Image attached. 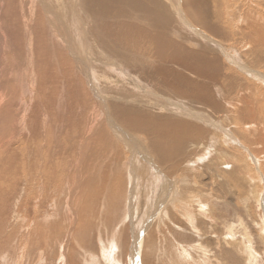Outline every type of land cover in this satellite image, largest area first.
Here are the masks:
<instances>
[{"label": "rangeland", "instance_id": "1", "mask_svg": "<svg viewBox=\"0 0 264 264\" xmlns=\"http://www.w3.org/2000/svg\"><path fill=\"white\" fill-rule=\"evenodd\" d=\"M27 1L0 0V68L3 67V71L0 69V264H264V65L255 66V62L238 59L247 55L249 48L246 50V38L236 30L251 25L252 20L247 18L250 14L255 22L247 30L264 28V0H216V11L226 7L225 13L217 15L216 28L226 22L230 33L225 35L227 38L202 33L186 22V27L206 37L204 43L211 46L213 53L223 57L229 51L230 58L238 55L229 64L223 63L229 66L227 77L245 88L244 91L237 88L240 94L236 100L245 97L248 101L231 102L226 106V114L208 106L202 110L200 122H195L213 133L208 141L202 136L193 144L192 155L189 149L181 152L172 177L155 164L145 133L127 130L122 117H110L108 95L122 101L126 112L133 108L114 90L113 81L121 82L119 87L127 91L152 97L157 94L142 86L141 79L129 71L114 67L112 60L105 59L104 70L98 67L97 53L91 50L87 34L92 17L84 14L82 0H68L73 21L62 18L65 24L62 27L56 24L55 17L65 8L64 0H42L43 4L38 0L46 8L45 20L36 17L35 0ZM179 4L180 0H172L174 10ZM41 9L38 12L42 15L45 10ZM236 18H246L247 22ZM49 21L56 26L57 36ZM97 29L99 34L113 38L103 30V25ZM172 29L175 30L172 40L180 39L190 50L201 42L198 37H191L187 29ZM70 35L85 79L77 69V61L74 62L76 57L66 51L69 64L63 54L70 44ZM25 37L31 40H24ZM4 38L8 46H1L5 44ZM261 38L264 44V35ZM41 40L45 49L39 55L35 52L40 49L37 43ZM17 41L22 42V48L30 44L33 50V61L27 58L30 67L22 66L13 57L21 53L14 45ZM133 50L132 55L147 58L140 50ZM15 59L20 61L19 68ZM6 65H15L18 70L11 68L6 72ZM247 66L251 72H240ZM31 68L37 71L32 76ZM91 69L94 76L89 73ZM27 77V82H23ZM188 77L191 80L188 88L203 83L201 77L192 74ZM45 79L46 84L40 85ZM65 80L69 83L64 84ZM225 83L223 78L217 86L224 89ZM66 87L69 94L65 98L57 90ZM92 94L104 102L98 108L94 107ZM156 99L165 103L159 97ZM168 107L187 115L194 112L179 104ZM247 109L253 112L251 122L239 120L237 115ZM115 128L142 149L133 166L130 165L133 160L129 159L131 152L119 154L117 176L109 173L108 189L96 196V190L105 183L92 179L89 171H94L98 163L110 171L113 166L109 159L117 157L118 150L124 148L120 141L123 138L115 137ZM97 135L102 136V143ZM114 142L117 151L111 147ZM202 143L211 146L208 153H199ZM142 165L148 167V172L140 170ZM149 173L157 177L146 183ZM87 181L90 182L85 186ZM168 188L174 194L170 198L165 196L167 202L158 208V191L165 192Z\"/></svg>", "mask_w": 264, "mask_h": 264}, {"label": "bare ground", "instance_id": "2", "mask_svg": "<svg viewBox=\"0 0 264 264\" xmlns=\"http://www.w3.org/2000/svg\"><path fill=\"white\" fill-rule=\"evenodd\" d=\"M39 1L38 0L34 1V5L37 7V11L35 12L36 17L38 19L42 18L43 20H45L47 18L45 15L46 8L45 6H42ZM41 2L43 4L42 0ZM62 2H63V5L65 6V8L63 9L64 11L60 10L61 14L59 15V17H55L57 20L56 24L57 25L60 24L58 26H61V27L65 25L62 21V18H66L68 21H73V17L71 15L70 2L68 0H64ZM67 2H69V4ZM80 2L84 9V14L90 15V17H92L90 19L91 26L88 28L87 34H88V39H89L88 42H90L91 50L93 48L94 51L97 53V57L99 60L98 67L101 68V70H104L106 68V65L104 62L105 59L112 60L114 63L113 65L114 67L120 66L124 68L125 71H129L132 76L138 79H141L142 86L152 89L157 94L156 96L152 97V96H145L139 92L127 91L123 87L121 88L119 87L121 85V82L113 81L112 83H114L113 84L114 90L117 91L119 95H121L120 97H122L124 101L128 103H132L133 108L129 112H126L122 101H119L113 95H111L110 97L108 95L106 98L111 100V102H109V105H108V113L110 117L112 118L116 117L117 119L122 117L127 130L131 132L145 133L147 138L149 139L148 150L151 153V155L154 157L155 164L161 169H163L162 171H164L163 173H165V175L172 177L173 172H175L177 169L176 162L179 159V157L185 152V150L189 149L188 152L192 155V152L190 151V149H192L193 144H196L197 140L200 139V137L202 136H203V139H205V141H208V138L213 133L212 131H210L209 133L208 130L203 129L199 125V123H197V122H200V120L198 119L199 113L202 110L206 109L208 106L210 108L217 110L218 112L226 114V106L229 105L231 102H235V103L239 102V103L244 104L245 102L248 101V99H246L245 97H242L240 101H238L240 89L238 90L237 88H241L243 91L245 88L239 81L233 80L232 77L230 76L227 77V69L229 66L223 63L224 61H227L229 64V62H231V59L237 58L238 55H236L235 53V55L232 58H230L228 57L229 51L228 52L224 51L225 55L223 57L218 56L216 53L212 52L210 48L211 46L209 47L206 43H204L207 40L206 37L202 38V36L199 35L200 32H195L194 30H190L188 27L185 26L187 22L188 25H191L193 29L195 30L199 29L201 30L202 33L206 32L210 35H214L215 37L218 35L219 38H224V37L227 38L225 35H229L230 33L229 31L226 30V22H223L221 26H218L220 28L218 27L216 28L217 15L219 13H225L226 7H223L222 11L220 10L216 11V0H180V4L177 6V8H175V10L172 5V0H82ZM28 4H30V2ZM38 4L42 6L43 9L45 10V12L43 13L44 15L43 14L41 15L42 12L39 14L38 8L41 9L42 7H40ZM218 9H220L219 4H218ZM34 10L32 11L34 12ZM33 12H30L29 16H31ZM252 16L253 15L250 14L247 17L248 19L252 20V21H249L251 25L255 22L254 21L255 19ZM236 19L241 22H245V23L247 22L245 20L246 18L245 19L236 18ZM181 20L182 22H180ZM49 23H50V26L54 29V33H55L54 36H57L56 26L54 25L52 21H49ZM102 25L104 26L103 30L108 35H110L111 37L113 35L112 39L108 38L106 35L104 36L101 33L99 34L97 32L98 30L97 26L98 28L100 27L102 28ZM251 25H249L248 28ZM172 27H179V28L181 27L183 30L187 29L191 37L195 36L201 39V42L199 41L200 43H197V45H193L191 47L193 49L194 48L197 49L198 51H192L193 49L190 50L189 47L183 45L180 39L178 41H173L172 36H174L175 30L172 29ZM228 29L231 31L232 26H229ZM241 29L242 28L238 27L236 30H238L239 35H241V37L246 38V40H244V42H246L247 44L245 48L246 50L248 48L249 49H248L247 55H242V56L240 55L238 59L240 60L244 59L245 62L247 63L250 62L251 64L255 62L254 64L255 66L258 65V63L260 65L261 64L264 65V55H261V51H262V48L264 47V44L260 40L262 35H264V28L259 27L257 28V30L256 29L247 30L245 28H243L244 30H241ZM233 32L231 33L232 35L234 34ZM9 33L10 32H8V34ZM12 34H14V41H16L17 40L15 38L16 32L14 31L12 32ZM31 36H34V34L32 33ZM168 36L171 37L169 40L166 39V37ZM182 38L186 39L184 37ZM26 39L27 37H25L24 40ZM29 39L30 37L27 40L29 41ZM69 39H70V44H68V49L63 51V54L65 58L67 59L66 61H68L69 64H70V61L68 60L66 56L67 53L65 52L67 51L72 56H75L76 59L75 60L73 59V60L75 63L77 61V69L79 68V70L82 72V67L80 65L79 60L77 59V53H76L77 48H75V46L72 45L71 35ZM129 39L131 40L130 43H129ZM2 42H5V44H2L1 46H8V41L5 38H4V41ZM14 43H15L14 45L17 48H19L18 51L21 53L20 54L15 53L13 54V57H17L21 61L22 66L31 65L29 59L31 58L33 61V57H32L33 50L31 49V46H29L30 44L28 45L25 44L27 45L28 48L24 46L22 48L21 46L22 42L18 43L17 41ZM37 44L39 45L38 48L40 49H38V52H35V53H38L39 55H41L42 53H44L45 43L43 44L41 40L40 43H37ZM134 48L138 49V51L140 50L142 54H146L147 58L146 56L145 58L143 57L139 58L137 56L132 55L130 52H134L133 50ZM9 52H12V51H9ZM27 58L29 59L27 60ZM19 60L15 59V63H17L18 68L20 65ZM15 65L14 67H9L8 65H6L4 67V71L6 70L10 71L11 68L12 70L15 71L17 68V66ZM39 65L40 63L37 66ZM57 65H60V64H57ZM26 68L29 69L28 67ZM32 68H31L32 72L30 71V76H32V74H35V71H36V70L34 71V69ZM1 70L3 71V69ZM43 72H45V70ZM240 72H251V71L248 70V66H247V68L242 67ZM10 73L12 74V72ZM89 73L94 76L95 75L94 69H91ZM188 74H192L195 77H201L203 79L202 85L194 83L191 88H188L189 86H191V84L189 83L191 80L189 79ZM81 76H83V79H85L84 72L81 73ZM23 78L24 77H22V79ZM223 78H226V83H225L226 86L224 87V89L220 88V86H217L220 84V81H223ZM26 79H28V77L25 78L23 82L25 81L27 82ZM15 80L16 78H14V81ZM29 81L31 83L30 79ZM68 83L69 81L65 80L64 84H68ZM41 84L42 86L45 85L46 79L45 81L41 80L40 85ZM77 86H80V85L78 84ZM82 86H83L82 87L83 90H85L83 82H82ZM26 87H27V84H26ZM69 87H66L62 90H57V92L60 91L61 96H65L66 98V93L69 94L68 92ZM235 87L236 89L233 92L235 91L236 92L232 93V90ZM48 93L53 94V90H49ZM71 95H72V92H71ZM92 95L94 96L93 98H95V101L93 100L95 108H98V104L104 103V102L102 103L99 101L98 95L96 94H92ZM157 97H159L160 100L162 99L165 103H158L159 100L157 101L156 99ZM237 98L238 100H236ZM140 100H143V102H141ZM83 104L85 106L84 102ZM169 104H179L185 109L192 108L194 112L192 115L184 114L181 111L173 112L170 110V107H168ZM236 107H237L236 108L237 110L240 107V104L236 105ZM240 109L242 110V107ZM237 115L239 116V120H245V121L251 122L253 119V112L250 109H247V112L238 111ZM123 117L127 119H124ZM195 120H197V122H195ZM252 123H249V124H252ZM116 132H117V135H115V137H117V139L119 136L123 138V140L120 139V141L124 148H120L118 150L119 153H117L118 155L116 154L117 157L113 156V158L109 159L110 164L113 167H111L110 171H107V169L103 165L100 167V163H98L99 167L97 165L94 171H89V176H92V179H100L99 183H105L96 190L95 192L96 196H99L101 192L103 195L104 192L108 189L107 185L109 184L107 183L109 182L110 177H111L109 173L112 172L115 174L117 170L119 169V166H120L119 165L120 161L118 158L119 154L123 152H131L132 157L129 159L133 160L130 163V165L133 166V164L136 163L137 155L140 154L139 150L142 149V147H140V145L137 144L136 141L129 139L126 135H124L122 132L118 131L117 129H116ZM96 137H99L97 139L99 143L103 142V138L101 135H97ZM247 138L249 137H247L246 135V139ZM252 140L253 138L251 139V141ZM111 141H113V139H111ZM115 144L117 143L114 142V144H111V147H113L114 150L117 151ZM202 144L203 146L199 148L200 149L199 153L201 151L203 152V154L208 153L209 151L208 149L209 148L211 149V146H209L208 144L204 145V143ZM255 153H256V150H255ZM185 157L187 156L185 155ZM256 161L259 162V159H257ZM85 168L87 170L88 168H90V165L85 166ZM139 168L140 170L143 169L144 171H147V172L149 170L146 165H142V167H139ZM99 169H101L100 172H99ZM156 177L157 176L154 175L153 177L152 174H150L149 177H147L146 179V183H150V180ZM120 180H122V178ZM89 182L90 181H87L85 186ZM118 182L120 181H117V182L115 181V184ZM112 184L114 185V183ZM118 184H121V182ZM119 186H122V184ZM173 194L174 193H172V189L170 188H168V190L165 192L163 190H159L158 199H160V203H158L157 207L160 208L162 206L163 208L164 204L167 202L166 201L167 197L165 198V196H168L170 198V196Z\"/></svg>", "mask_w": 264, "mask_h": 264}]
</instances>
